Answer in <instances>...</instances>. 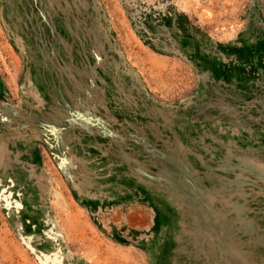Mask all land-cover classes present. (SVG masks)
Instances as JSON below:
<instances>
[{
  "label": "rangeland",
  "instance_id": "374dc122",
  "mask_svg": "<svg viewBox=\"0 0 264 264\" xmlns=\"http://www.w3.org/2000/svg\"><path fill=\"white\" fill-rule=\"evenodd\" d=\"M0 264H264V0H0Z\"/></svg>",
  "mask_w": 264,
  "mask_h": 264
}]
</instances>
